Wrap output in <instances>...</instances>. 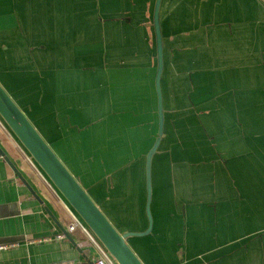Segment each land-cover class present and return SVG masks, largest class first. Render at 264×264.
Listing matches in <instances>:
<instances>
[{
	"label": "crops",
	"instance_id": "obj_1",
	"mask_svg": "<svg viewBox=\"0 0 264 264\" xmlns=\"http://www.w3.org/2000/svg\"><path fill=\"white\" fill-rule=\"evenodd\" d=\"M152 3L0 0V82L120 230L145 224ZM160 22L169 138L153 231L130 244L145 264H264V4L162 0ZM0 154V264H88L89 236L1 125Z\"/></svg>",
	"mask_w": 264,
	"mask_h": 264
},
{
	"label": "water",
	"instance_id": "obj_2",
	"mask_svg": "<svg viewBox=\"0 0 264 264\" xmlns=\"http://www.w3.org/2000/svg\"><path fill=\"white\" fill-rule=\"evenodd\" d=\"M260 1L264 4V0ZM161 6L162 0H153L151 20L147 25L152 31L151 43L154 52L153 87L156 101V123L153 139L146 148L143 158L145 193L143 217L145 218V224L142 229L120 230L113 224L79 182L66 162L48 143L39 128L29 118L27 112L19 106L0 82V125L16 140L31 164L50 183L59 197L73 212L75 219L84 228L89 238L98 245L114 264H145L130 243L134 239L140 241L142 238L149 236L154 228L151 205L153 200L152 162L159 153L162 141L166 137L169 138V127H167L168 124L166 125L168 119L165 116L161 86L164 72V49L160 22ZM114 121L116 120L113 119L112 122ZM98 152L104 154L101 148ZM227 174L228 192L235 197L236 192L239 190L241 192V189L236 187L237 180L234 178L235 176L229 172ZM232 201H235L234 198L229 197L228 203ZM228 227H231L230 224H228ZM258 237L260 241H263L264 233L259 232ZM178 264L187 263L180 257Z\"/></svg>",
	"mask_w": 264,
	"mask_h": 264
},
{
	"label": "built area",
	"instance_id": "obj_3",
	"mask_svg": "<svg viewBox=\"0 0 264 264\" xmlns=\"http://www.w3.org/2000/svg\"><path fill=\"white\" fill-rule=\"evenodd\" d=\"M0 158H1V154H0ZM77 226L81 227L84 230V228L80 225L78 220L74 218L73 222L68 226V231L74 230ZM90 240L97 249L98 255L95 256L88 264H114L113 261L98 247V245L91 238ZM49 264H79V263H74L71 261H59V262H52Z\"/></svg>",
	"mask_w": 264,
	"mask_h": 264
},
{
	"label": "rangeland",
	"instance_id": "obj_4",
	"mask_svg": "<svg viewBox=\"0 0 264 264\" xmlns=\"http://www.w3.org/2000/svg\"><path fill=\"white\" fill-rule=\"evenodd\" d=\"M229 173L232 174V175L235 174V173H234V168H233V167H230V166H229ZM260 233H261V234L264 233V230L260 231Z\"/></svg>",
	"mask_w": 264,
	"mask_h": 264
},
{
	"label": "bare ground",
	"instance_id": "obj_5",
	"mask_svg": "<svg viewBox=\"0 0 264 264\" xmlns=\"http://www.w3.org/2000/svg\"><path fill=\"white\" fill-rule=\"evenodd\" d=\"M33 96V95H32Z\"/></svg>",
	"mask_w": 264,
	"mask_h": 264
}]
</instances>
